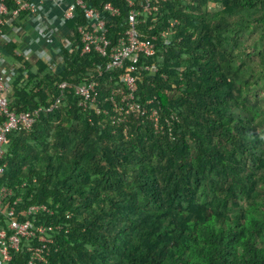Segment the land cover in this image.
<instances>
[{"label":"trees","instance_id":"1","mask_svg":"<svg viewBox=\"0 0 264 264\" xmlns=\"http://www.w3.org/2000/svg\"><path fill=\"white\" fill-rule=\"evenodd\" d=\"M83 1L117 6L107 35L124 32L125 0ZM160 1L138 16L157 51L140 55L134 74L136 100H152L164 131L147 116L112 119L122 70L94 50L80 53V8L64 23L73 45L58 68L18 56L22 37L1 45L17 64L8 109L40 108L30 129L8 133L0 177L18 213L48 207L31 217L51 239L38 264H264V0ZM62 79L95 80L102 110L84 106L73 87L62 93ZM38 242L22 238L0 264H28Z\"/></svg>","mask_w":264,"mask_h":264},{"label":"built area","instance_id":"2","mask_svg":"<svg viewBox=\"0 0 264 264\" xmlns=\"http://www.w3.org/2000/svg\"><path fill=\"white\" fill-rule=\"evenodd\" d=\"M164 1V0H162ZM128 6L126 13V27L124 32L114 40L108 37L107 21L110 16L120 14V9L109 2H105L100 8H95L83 0H0V44L5 45L10 39L15 37L24 38L25 43L17 51V55L24 59H40L53 68H58L62 63V55L65 50L70 51L72 40L67 36L70 30H63L66 20L76 14L77 8L82 10L86 17L85 24H78L76 31L79 36L81 54L96 51L102 56H108L107 68H118L122 71L118 74V79L124 88L119 91V100L110 96L112 103L111 117L113 120L123 121L130 115L147 116L153 120V125L157 131H164V123H160V113L157 108L147 107L135 98L137 90L136 75L138 57L140 55L151 56L156 53V35L146 38L139 30V18L142 13L156 10L160 0H125ZM20 21V23L18 22ZM175 21L170 23L174 26ZM34 32V36L29 35V29ZM28 29V30H27ZM169 31L174 32L171 28ZM163 30L161 36L165 37L164 43H168V32ZM7 66V68H5ZM145 69L155 71L156 66L145 65ZM17 64L9 62L2 53L0 47V114L6 117L0 122V177L3 174L5 163L2 162L4 144L7 135L12 130H28L35 122V115L40 108L34 111H14L8 109L7 92L11 87L10 76L15 73ZM97 82L95 80L73 86L67 80H60L58 87L62 91L67 88H75L76 93L81 97L84 106H90L97 112L102 108L94 102L92 91ZM119 88V87H118ZM62 93L47 109H51L58 104L62 98ZM107 112V110H105ZM166 125L170 126L171 120L165 119ZM12 194L10 187L0 185V213L5 214L7 222L0 226V257L1 261H8L10 250L20 249L22 238L37 237V245H28V264H38L44 260L46 243L51 241L43 233L46 227L37 224L31 217L41 211H47L46 204H31L21 211L16 210L14 200L5 199ZM13 203V204H12ZM40 243V245H39Z\"/></svg>","mask_w":264,"mask_h":264},{"label":"crops","instance_id":"3","mask_svg":"<svg viewBox=\"0 0 264 264\" xmlns=\"http://www.w3.org/2000/svg\"><path fill=\"white\" fill-rule=\"evenodd\" d=\"M28 29H29V28H28ZM28 29H27V30H28ZM28 31H29V35H30V36H34V35H35L34 32H33L31 29H29ZM34 37H35V36H34ZM0 47H1V44H0ZM5 68H7V66H5Z\"/></svg>","mask_w":264,"mask_h":264},{"label":"bare ground","instance_id":"4","mask_svg":"<svg viewBox=\"0 0 264 264\" xmlns=\"http://www.w3.org/2000/svg\"><path fill=\"white\" fill-rule=\"evenodd\" d=\"M108 101V100H107Z\"/></svg>","mask_w":264,"mask_h":264}]
</instances>
